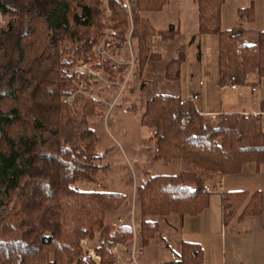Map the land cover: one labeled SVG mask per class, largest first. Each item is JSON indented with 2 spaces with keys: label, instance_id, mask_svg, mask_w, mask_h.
<instances>
[{
  "label": "trees",
  "instance_id": "1",
  "mask_svg": "<svg viewBox=\"0 0 264 264\" xmlns=\"http://www.w3.org/2000/svg\"><path fill=\"white\" fill-rule=\"evenodd\" d=\"M128 1L129 9L124 0H33L19 12L0 0V11L10 16L0 26V50L17 20L26 25L17 36L16 59L4 70L8 89L0 87V264H93L82 255L79 242L97 231L99 264H113L112 246L131 239L128 225L118 226L111 235V225L104 223L105 212L125 204L124 194L81 191L77 186L80 181L96 182L108 166L104 154L95 151L98 138L87 119L102 113L101 103L93 97H81L73 104L64 100L83 76L71 70L77 63L113 73L92 51L98 38L108 34L119 46L130 34L140 76L149 62L159 58L148 48L147 38L159 35L169 40L177 34L172 26L156 29L145 15L160 11L168 0ZM225 2L198 0V32L218 38L219 83L224 85L230 76L242 83L254 72L262 79L264 31L256 43L248 44L242 40L241 25L223 30L220 12ZM251 12V7L240 9L239 18ZM183 59L180 53L165 62L166 80L180 78ZM180 99L155 94L139 114L154 145L150 161L179 159L185 165L176 175L143 171L146 179L136 187L141 245L158 232L156 221L149 217L198 215L209 205L206 180L218 185L224 174L239 172L244 163L264 164L259 116L221 114L211 121L198 114L192 102L180 104ZM259 110L264 112V92ZM182 117L188 122L182 124ZM222 209L238 221L257 216L262 213L263 194L227 191ZM180 254V264H203L197 244L183 243Z\"/></svg>",
  "mask_w": 264,
  "mask_h": 264
},
{
  "label": "crops",
  "instance_id": "2",
  "mask_svg": "<svg viewBox=\"0 0 264 264\" xmlns=\"http://www.w3.org/2000/svg\"><path fill=\"white\" fill-rule=\"evenodd\" d=\"M249 7L252 14L240 19L239 10ZM145 15L156 29L166 30L172 26L177 29V34L169 40L159 35L146 40L150 51L159 58L149 62L143 72L147 82L139 94L144 102L158 93L181 98L197 95L192 104L198 114L254 113L259 116L264 131V112L259 110L261 99L256 100L251 92V87H258L262 98L264 77L259 79L256 72L250 73L234 89L226 86L228 82L219 83L218 38L198 32V0H168L160 11ZM220 23L223 30L241 25L242 40L248 44L256 43L259 32L264 31V0H226L221 7ZM180 53L184 57L181 65L182 74L185 73L183 82L166 80L163 76L165 62L177 58ZM175 160L178 159L162 162L171 164ZM174 164L179 170L165 175H176L184 170L178 163ZM216 182L212 181L214 192L209 196V205L198 215L171 213L149 217L156 221L158 232L147 244H140L143 252L138 257V264H180L182 245L186 242L200 246L203 264H264V164L244 163L239 172L224 174L218 185ZM256 190L263 194L261 214L242 221L224 215L222 199L225 192L252 193ZM119 211L112 215L108 213L109 221H116L121 216ZM129 249V243L120 247L119 259L114 264H131Z\"/></svg>",
  "mask_w": 264,
  "mask_h": 264
},
{
  "label": "rangeland",
  "instance_id": "3",
  "mask_svg": "<svg viewBox=\"0 0 264 264\" xmlns=\"http://www.w3.org/2000/svg\"><path fill=\"white\" fill-rule=\"evenodd\" d=\"M32 1L33 0H5L9 7L13 9L17 8L19 12H21L26 5L31 4ZM9 18V15H4L5 21H8ZM25 28L26 25H24L22 19L17 20L15 31L9 35L4 48L0 50V87L3 91L8 89L4 70L16 59L17 36ZM107 33H109V31H107ZM103 38H106L105 42L109 43V46L104 43L103 45L101 44ZM111 39L112 38L109 37L108 34L98 38L92 51L97 58L105 60L113 71V73L110 74L101 67V75L116 82V84H113L106 89L102 82L94 81L87 83V85L84 86L85 93L83 95L75 97L74 100L69 99V101H67V103L73 104L77 103L81 97H93L101 103L100 109L102 110V113L90 115L87 119L98 138L95 151L104 154L105 157L103 161L104 163H107L108 166L98 174L96 182L80 181L77 183V186L81 191L106 190L119 192L125 195V204L115 210L105 212L104 223L106 224L112 223L109 221L107 216L108 213H111L112 215L113 212L120 209L118 213L121 214V216H124L132 205L135 208V216L139 220V198L136 194V187L142 180L146 179L143 171L147 169L150 174H167L168 172H176V170L179 169L177 164L174 163H178L180 168L185 169V165L179 159L175 160L176 162H171V164H165L162 161L151 163L150 155L154 149V145L152 141H148L150 130L141 125L139 121V114L144 111V105L147 101L144 102L143 99L140 98L139 93L140 88H142L147 81L144 78L143 73L140 76H137L138 58L136 56L135 44L132 39H130V48L136 59V62L132 67L129 63L125 64L123 61L125 57L119 54V49L123 44H121V46H115ZM102 51L104 52L103 54L100 53ZM128 54L126 57L130 60ZM102 56H104L105 59L102 58ZM115 59L121 61L123 65H119L121 67L114 70L111 68V65ZM86 63L94 66L91 63ZM74 68L75 66L71 70L76 72ZM146 68L148 67L146 66ZM184 78L185 73L182 74L181 71L179 78L180 81L183 82ZM81 79L86 78L83 75L80 80ZM80 80L76 81L74 88L71 89L64 98L71 92L73 93V90L77 89L76 87ZM141 82L144 83L142 86H140ZM142 106L143 109H141ZM203 116L208 117L211 121L216 119H211V114ZM216 116L217 115H215V117ZM173 164L175 166L170 167V165ZM212 181V179H208L206 180V183H212ZM110 234L112 235L113 232L111 231ZM130 241L131 239L128 242L129 244ZM100 242V231H97L93 237H85L79 242L82 255L87 259H90L93 264L100 263ZM128 243L125 245H128ZM116 244L117 243L111 248V251L114 254L113 264L118 260L116 259V253H118L119 248L123 246V244L119 243L120 245L117 249H114Z\"/></svg>",
  "mask_w": 264,
  "mask_h": 264
},
{
  "label": "built area",
  "instance_id": "4",
  "mask_svg": "<svg viewBox=\"0 0 264 264\" xmlns=\"http://www.w3.org/2000/svg\"><path fill=\"white\" fill-rule=\"evenodd\" d=\"M125 3H126L127 9H129V7H130L129 1L125 0ZM6 23H7V21H5L4 15L0 11V26H5ZM105 39L106 38L102 39L101 44L103 45V43H104V44L109 46V43L105 42ZM130 39H131V37H130V34H129L127 39H126V41L124 42L125 44L122 43L123 46L120 45L121 48L119 49V54L121 56L125 57L124 60H123L124 63L125 64L129 63L130 66L132 67L134 65V63L136 62V59L134 58L133 51L130 48ZM100 53L103 54L104 52L102 51ZM127 54L129 55L130 60L126 57ZM102 58L105 59L104 56H102ZM119 65H123V63L121 61H118L117 59H115L112 62L111 68L114 69V70L118 69L119 67H121ZM74 69H75V71L77 73L83 74L86 79H81L79 84L76 87L77 89L73 90V93L71 92L69 95H67L64 98V100L66 102L69 101V99L70 100H74L75 97L83 95L85 93L84 86L87 85V83L94 82V81L102 82L103 86L106 89H108L113 84H116V82H114L112 80H109L106 77H104L103 75H101L100 68L91 66V65L87 64L86 62L77 63V65H75ZM226 86L228 88H231V89L236 88L238 86V82H237L236 78L234 76H230L229 81L226 84ZM251 92L254 94V98L256 100H260L261 99V93H260V89L258 87H251ZM196 98H197V95H193V96L188 97V98H181L180 99V104H183L186 101L192 102ZM214 118H215V115L211 114V119H214ZM180 122L182 124H184V123L188 122V118L187 117H182L180 119ZM205 190L210 192V193L214 192L211 183H206L205 184ZM122 224L128 225L130 227V229H131V232H132L131 241H130V249H129L130 250V262H131V264H138V257L140 255H142L143 248L140 245V243H138L139 242L138 241V232H139V229H140V221L135 216V208H134L133 205L131 206L129 211L124 216H121V217L117 218L116 221H114V222H112L110 224L111 225V229H112L111 231L113 232L118 226H120ZM119 245L120 244L117 243L115 245L114 249H117V247ZM116 254H117L116 255V259H119V253H116Z\"/></svg>",
  "mask_w": 264,
  "mask_h": 264
},
{
  "label": "bare ground",
  "instance_id": "5",
  "mask_svg": "<svg viewBox=\"0 0 264 264\" xmlns=\"http://www.w3.org/2000/svg\"><path fill=\"white\" fill-rule=\"evenodd\" d=\"M92 255V254H91ZM96 257V256H95Z\"/></svg>",
  "mask_w": 264,
  "mask_h": 264
}]
</instances>
